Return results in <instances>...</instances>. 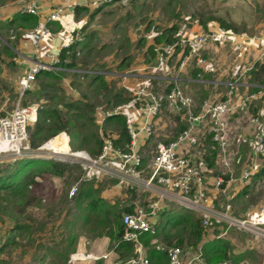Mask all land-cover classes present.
Here are the masks:
<instances>
[{
  "label": "rangeland",
  "instance_id": "374dc122",
  "mask_svg": "<svg viewBox=\"0 0 264 264\" xmlns=\"http://www.w3.org/2000/svg\"><path fill=\"white\" fill-rule=\"evenodd\" d=\"M16 1L0 0V9L5 8V6L11 7ZM107 5L110 4H105L103 7ZM112 5L106 10H99L100 12L92 17L93 11H91L86 15L87 19L81 27V23L75 20L74 6H72L59 17L57 21V24L60 25L59 28L53 25L57 31L62 30L61 32H69L79 28V36L76 41L81 43L76 49L80 52L76 56L78 63V69H76L78 71L76 72L78 73L70 71L65 75L64 81L59 84L65 91L64 94L61 93V88H58V86H56L59 89L58 91H55L57 89H51V87L42 90L38 87L37 82H33L30 89L32 94L26 93L22 98H19L18 81L15 80L19 70L13 62L9 61L11 58L7 56L4 48L15 47L16 43L20 42L17 41L18 34H22L28 29L21 28L17 33L0 31V121L10 119L16 109H28V112H33L31 109H38L42 100L49 102L55 94L60 97L66 95L68 100H72L73 95H76L78 99L85 98L105 114V112L114 110L112 104L114 92L122 90L126 92L125 95L130 100L134 97L133 93L122 88L121 77H119V74L131 69L135 70L132 75H145L146 80H148H145V92L164 90L168 87L167 84L163 83L164 81H157V79H150L149 81L147 77H160L161 75L168 77L171 74L175 76L176 70H178L179 58L171 57L167 59L165 72L157 71L155 69L156 65H152L145 73L137 71L144 62L146 66H150L153 62V57L147 52V49L150 46L154 48L160 46L159 43L155 42L156 37L163 33L167 34L169 28L176 27V31H172L170 34L172 39H177L194 28L195 34L200 33V30L205 32L208 27L220 28L218 20L225 21L235 31H229L231 35L225 44L219 45L216 43L212 45L217 50L219 57L210 61L207 56L208 48L203 50V55L207 62H211V67L214 70L213 72H207V76L211 81L203 83V85H206L203 90L194 91L192 89L187 93H190L189 96L191 95L194 99V111H198L197 106L204 100L218 102L230 97L232 103L236 101L240 103L241 99L246 101L253 94L250 92L253 89L249 86L250 81L259 85L255 89L257 93H260V98H256V101L246 102L243 109L237 108L234 114L228 117L229 147L227 161L231 172H226V166L220 161L215 163L213 169L212 176L221 177L223 180L225 176L231 177L234 180L231 183L233 187L238 185V182L235 181L239 178L241 172L253 167L254 162L260 167L264 159V157H254L252 155L255 132H251L249 125V118L258 115V111L261 107H264V84H260L264 81V71L261 72L259 69L260 66L264 65V0H131L127 5H119L115 2H112ZM195 20L199 21L200 28L195 26ZM41 23L39 22V24ZM67 36L66 33H60L61 40H64ZM13 37H16V40ZM46 50L48 49L43 50V57L46 55ZM237 57H239V60ZM46 59H48V56H46ZM232 60H235V63L231 72L226 63H231ZM193 69L190 66L189 70ZM253 72L260 75V78H256L257 81L253 78ZM100 73V76L108 85L107 88L101 89L98 84L89 85L91 76ZM116 73L118 75H114ZM72 81L76 82L71 87ZM198 85L193 86V83H191V87L194 88ZM178 87L182 90L180 85ZM96 114L95 119H97ZM161 114L163 115V127L158 129V133L155 132L150 144L147 146L148 148L144 151L143 168L155 156L156 145L167 141L178 127L177 118L172 116L173 114L168 112L166 108L162 110ZM182 115L185 118L188 117L186 111ZM29 117L28 120V116H25L24 132L21 136L22 141L19 151L17 153L11 151L0 152V175H2L1 173L6 174L13 171L16 164L23 159H52L67 164L68 169L62 178L52 176L39 178L37 184L31 185L28 192L22 197L10 199L4 192L0 193L1 264H94L95 261H102L103 263L102 257H88L77 253L79 244L89 247L91 242L105 237L99 220L101 215H98V217L77 206V194L85 181L83 178L86 172L81 159L68 155H55L40 150L47 142L65 132L44 141L36 149L30 148L29 136L32 133L35 121L33 122V113ZM80 124L85 129L90 126L86 122H80ZM99 127H102V125ZM68 128L73 129L71 126H68ZM210 132V125L207 123L202 131H199V134L201 133L204 138L210 135ZM89 133H86V135ZM99 133H101L102 139L113 135L109 130H106L104 135L103 130H100ZM67 138L69 146L70 139ZM70 152L77 151L70 148ZM78 152L86 153L85 150ZM149 175V170L145 169L140 179L147 181ZM108 178L93 181V185L95 188L102 190V196L108 195L105 199L108 205H111V202L116 203V211L120 207L132 205L133 203L146 208L149 203L159 199V188L163 187L154 183V190H150L145 188L143 182H141L138 188L130 189L124 186L119 188L112 181V178H110L111 180ZM74 186H77L78 190L74 196L70 197V191ZM244 186H249L247 196L239 201H234L235 197H233L230 201L237 217L254 208L264 207V178L255 182L251 177L249 184H244ZM104 191H106L105 194H103ZM205 196L207 202L213 208L220 209L222 207L223 194L205 193ZM8 201H10L9 204ZM161 202L166 203L173 211H181L182 208L191 210L187 206L170 200L163 199ZM158 210L162 213L167 208H158ZM193 212L196 217H199L198 213ZM148 222L153 225V218H148ZM16 224L26 225L27 230L24 233L16 232L13 235L14 245L7 244L5 240L6 231ZM204 232L206 237L216 233L220 237H226L225 239L231 242L234 254H246L245 261L247 262L243 261L241 264H259L263 258L264 239H262L263 243H260V239L255 238L253 235L241 233L237 230H230L224 235L220 229H209ZM158 241L160 242V239ZM258 243L262 245H257ZM160 246H163V244ZM181 248L188 256H194L197 253L195 249L184 245ZM115 259L113 256L111 262H115Z\"/></svg>",
  "mask_w": 264,
  "mask_h": 264
},
{
  "label": "built area",
  "instance_id": "2783aa9c",
  "mask_svg": "<svg viewBox=\"0 0 264 264\" xmlns=\"http://www.w3.org/2000/svg\"><path fill=\"white\" fill-rule=\"evenodd\" d=\"M130 1L107 0L106 3H98L92 8L94 10L101 9L103 5L112 4V2L119 5H127ZM65 3L72 6L74 5V0H65ZM20 9L23 13L36 16L43 22L30 30L24 31L20 35L19 41L37 48L43 41H58L60 39V30L54 31L51 25L58 21L65 7L49 13L44 19H41L42 15L38 6V0H22ZM194 24L200 28L198 20H195ZM194 29L193 33L179 36L172 43L153 47L156 70L164 67L167 59H170L176 53L180 55V70H184L188 65H193L197 68L202 67L207 62V59L203 55V50L216 43L219 45L225 44L231 35L230 30L222 28L214 29L208 27V30L205 32L200 30V33L196 34ZM78 36L79 30L69 33L66 40L60 42V47L53 49L52 53L49 54V62L40 60L38 56L34 58L33 65L26 72L21 73L17 79L19 98H22L26 94V91L32 88L38 73L42 71L62 70L58 67L60 64V53L63 49L75 44ZM13 39L16 40V37H13ZM78 55L79 53H76V56ZM259 95L260 93L252 94L246 101L241 99V102L238 104L232 103L230 97L218 102L204 100L200 105V114L192 116L193 98L186 95L179 87L166 88L157 92L139 91L134 93V97L128 103L119 105L113 110V114H121L125 118L126 127L131 137L129 152L123 153L114 149L111 137L103 138L101 152L95 158H91L88 154L81 152L83 154V157L80 158L81 163H83V168L86 171L83 179L85 181H101L102 178L109 177L108 179L112 178V181L117 186H124L130 189L134 187L138 188V185L143 182L145 188L154 190L155 183L160 187L163 186L159 188V199L180 203L198 213L204 231L220 229L224 235L230 230H237L241 233L251 234L258 239H264V207L254 208L244 215L237 217L230 203L231 199L226 195L225 186H222L224 181L221 177H217L213 187L218 193L224 195V200L220 209L213 208L207 202V197L205 196L207 192L205 176L210 170L203 160L202 154L201 157L194 159L188 154L178 151V148L183 144L188 145V148L200 149L205 137H200L199 131L193 122L206 120L211 129V140L216 147V163L220 161V163L226 166V172L230 173L227 161L229 147L228 117L235 109H243L246 106V102L255 100ZM132 107L136 108L143 121L138 131L134 129L133 121L128 111ZM165 107L171 113L179 115L186 111L188 114V126L177 136L175 141L168 144H157L155 156L143 168V154L136 149L135 144L138 132L144 134L147 140L150 139L153 135L151 129L152 120ZM36 109H31L33 112H28V109H16L10 119L0 121V129L4 124H11L14 118L18 116L22 122V136L26 120L25 116H28L29 120L30 114L33 113V122L36 121ZM249 125L255 132L252 155L254 157H264V116L260 114L251 116L249 118ZM252 166L250 169L243 170L239 176V180L247 183L246 185L249 184L250 178L259 169L255 162ZM145 169L149 170L150 174L147 181L140 179ZM228 179L227 183L234 181L231 177ZM77 190V186H74L70 191V197L74 196ZM157 211L158 201H155L149 203L146 208L135 205L131 213H124L122 215V241L131 243L134 246V254L117 264H149V259L139 238L142 234L155 235V228L148 222V218L155 217ZM158 248L167 253L168 264H215L206 263L201 258L200 250L197 251L196 255L188 256L180 246H159Z\"/></svg>",
  "mask_w": 264,
  "mask_h": 264
},
{
  "label": "trees",
  "instance_id": "16d2710c",
  "mask_svg": "<svg viewBox=\"0 0 264 264\" xmlns=\"http://www.w3.org/2000/svg\"><path fill=\"white\" fill-rule=\"evenodd\" d=\"M86 8L75 5L73 12L77 17ZM101 9L94 10L91 17L100 12ZM220 28L224 30H230L234 32V28L225 21L218 20ZM39 25V19L36 16L23 13L21 9L6 23H0V31L5 32H18L21 28H27L28 30ZM52 25L59 26L57 22ZM172 31H176V27H171L167 30V34L163 33L156 37L155 42L162 44L172 43L175 39H172L170 34ZM177 33V32H176ZM18 34L17 41L20 39ZM81 43L75 44L63 49L60 53V67L61 71H42L36 75L35 82L38 83V87L42 90L46 87L51 89L61 88V84L67 73L76 72L77 58L76 51ZM13 48V49H12ZM9 49L4 48L9 58L15 57V47ZM68 52V54H66ZM153 57V47L150 46L147 49ZM256 65V64H255ZM260 71H264V65L259 67ZM252 70V69H251ZM78 73V72H76ZM89 85L98 84L99 88H107V84L104 79L99 75L91 76ZM252 77V76H251ZM253 78H260L259 74H254ZM257 81V80H256ZM262 81V80H261ZM76 81H72L71 87ZM264 84V81L260 82ZM172 88L171 86L167 89ZM59 89L55 90L58 91ZM30 91V90H29ZM26 91L28 94H32L31 91ZM53 91V90H52ZM61 93L64 94V90L61 88ZM257 90L255 89L254 92ZM125 91L114 92L112 95L113 108L128 103L129 98L126 97ZM68 100L67 96L60 97L59 95H53L49 102L44 100L39 104L37 109V118L32 128V133L29 136V147L36 149L41 143L52 139L64 133L68 135L70 141L69 146L73 151L85 150L86 153L95 158L101 152L103 146V139L101 137L100 130H103V135L106 130L113 133L111 140L114 149H117L123 153L129 152V145L131 142L130 134L127 130L125 118L121 114H113V110L105 112L102 127H99L96 123L95 114L97 108L86 100L85 98H71ZM80 122H86L89 127L86 129ZM71 126L73 129L68 128ZM187 123H182L179 126V132L177 136L187 128ZM90 132L88 135L86 133ZM115 136V137H114ZM202 158L206 162L208 169L215 168L216 163V147L211 140V135L205 137L202 147ZM67 164L57 162L52 159H23L20 160L13 171L9 173H1L0 175V193L4 192L10 199H16L22 197L31 185H36L39 178L44 176H52L62 178L67 172ZM253 181L258 182L264 178V159L262 165L252 176ZM228 177H224V183L228 181ZM95 182V181H94ZM249 186H245L235 196L234 201H239L245 198L248 194ZM101 191L95 188L93 181H84L80 192L77 194V206L84 208L90 213L95 215H101L99 217L101 228L104 231L103 235L110 241V247L118 255V259L125 260L134 254V246L131 243L122 241L123 224L122 215L124 213H131L133 206H126L118 208L116 211V203L108 205L106 200L101 197ZM10 201H8L9 204ZM160 222L155 225V235L142 234L140 241L143 246L147 248V257L149 264H168L167 253L158 248L161 244L164 247L170 246H187L188 248L200 250L201 258L206 263L215 264H241L247 257L246 254H234L231 242L223 237H220L218 233L212 235L211 238H207L202 228L201 219L196 217L195 213L191 210L182 208L181 211H165L162 213ZM26 225H14L6 231V243L14 245L13 235L16 232H26ZM217 230V229H215ZM149 235V236H148ZM159 240L158 243H154V240ZM72 241V240H71ZM71 243V242H70ZM2 248H0V253ZM2 262L0 261V264ZM94 264H103L102 261H95Z\"/></svg>",
  "mask_w": 264,
  "mask_h": 264
},
{
  "label": "crops",
  "instance_id": "0c3cea01",
  "mask_svg": "<svg viewBox=\"0 0 264 264\" xmlns=\"http://www.w3.org/2000/svg\"><path fill=\"white\" fill-rule=\"evenodd\" d=\"M106 1L107 0H74V5H72V6L78 5L80 7L86 8L77 17L75 16L76 17L75 20L79 21V23H81L80 27L82 26L83 22L87 19L86 15L91 13V11L94 12V9L92 7H94L98 3H104V2L106 3ZM66 4L67 3H65V0H48V1L47 0H38V6H39V9H40V12H41V15H42L41 19H44L46 16H48L49 13H51L53 11L60 10L62 7H65L66 11L68 10V8L72 7V6L68 5V4L67 5ZM110 5L113 6L114 4L112 5L110 3ZM110 5L109 6L107 5V6L103 7V8H101V10L102 11L106 10L107 8L110 7ZM21 6H22V0H17L15 2V4L14 3L12 4L11 7L5 6V8H1L0 9V23L4 24L7 21H9L20 10ZM65 10H63V11H65ZM83 12L85 14H82ZM39 22H43V21L39 20ZM51 27H52V29H54V31L56 30L53 25H51ZM75 30H79V28H76V29H74L72 31H69V32H66V31L61 32L62 30H60V33H66L68 35L69 33L73 32ZM189 33H193V29L191 31H189L187 34H189ZM235 37L238 38L237 36H235ZM65 40H66V38L64 40H61V38H60L58 41L46 40L43 43V45L41 43L40 46L37 47V48H35V47H33V46H31V45H29L27 43L21 42V41L16 43V46H15V49H14L15 50V52H14L15 53V57H13L12 59H9V61L13 62L16 65L17 69L19 70V72L16 74V79L15 80L17 81L19 75L21 73L26 72L33 65L34 60H35L34 58L36 56H38L40 58V60H42V61L49 62V58L46 59V56H49V54L52 53L53 49L59 48L60 47V42H64ZM44 49H48V50H46L45 57H43L44 56V53H43ZM246 51H248V49H246ZM207 56L209 57L208 60L212 61L213 58L216 59L217 57H219V54H218L217 50L215 49V47H212V45H211L208 48ZM174 57L180 58V55L179 54H175L173 56V58ZM238 58L239 57H237V59ZM155 60H156L155 59V55L153 53V62L150 64V66H146L145 62H144V64H141L142 67L137 69V71H141L142 73H145V71L150 69L152 65H156V61ZM234 63H235V60H232L231 63H226V66L228 67L229 70H231V72L234 69L233 68ZM190 66L193 67L194 69L193 70H189ZM177 68H178V70H176V75L175 76H173L171 74L168 77L166 75H161L160 77L159 76H157V77L148 76L147 78L149 79V81H150V79H157V81H164L163 83L167 84L168 87L169 86L172 87L174 85H176L178 87V85H180L181 88H182V91L185 94H188L187 91H190L192 89L194 91L195 90L198 91L200 89L203 90V88H206V85H203V83H207V82L211 81L209 79V77L207 76V72H213L214 71L213 68L211 67V62H206L204 66L198 67V68L194 67L193 65H188L187 68H185L184 70H180L179 69V64H178ZM166 69H167V67L165 65L164 67H162L161 69H159L157 71L165 72ZM133 71H135V70L131 69V70L125 72V73L119 74V77H121L120 81H122V83H121L122 88H124L125 90H127L128 92L133 93V94L137 93L139 91H145V80H146L145 75L144 74L132 75ZM228 73H229V71H228ZM100 75H101V73H100ZM114 75H118V74L116 73ZM146 81H148V80H146ZM184 82H185V84H184ZM250 82L251 83H249V86L251 88H253L250 92L253 93V94L257 93V91L254 92V90H255V87H257L259 85L252 83V81H250ZM191 83H193V86L197 85V84H199V85L194 88V87H191ZM231 84H233V83H231ZM189 94H188V96H189ZM73 97L77 98L76 95H73ZM190 97H191V95H190ZM258 98H260V95L258 96ZM193 103H194V99H193ZM235 103L238 104L239 101H236ZM200 105H201V103L197 106L198 111H194V109L192 108L193 109L192 110L193 113L191 112L192 116H198L200 114ZM193 107L195 108V105H193ZM132 108H130L128 111H129V114H130V116L132 118V121H133V127H134V129L136 131H138L140 126L142 125L143 121H142L141 116L139 115V113L136 111V108L135 107H132ZM166 109L168 110V108H166ZM162 110H161V112H162ZM96 112H97V114H96V116H97L96 123H97V125L100 126L103 123V119L105 117V114L102 113L101 109H97ZM161 112L158 115H156L153 118V120H152L151 129H152L153 135L155 134V132L158 133L159 132L158 129H161L163 127V125H162V116L163 115L161 114ZM168 112H170V111L168 110ZM234 112L231 113V115H229V116H232L234 114ZM258 112H259L260 115L264 116V107H261V109ZM171 114H173L172 116H175L177 118V124L179 123L180 125L178 124V127L174 130V134L172 133L173 135L167 141H164L163 142L164 144H168V143H171V142L175 141V139H176L175 136L178 134L179 129H180L179 126H181L182 123H185V124L187 123V118L188 117L185 118L182 114L181 115L176 114V113L175 114L171 113ZM175 121H176V119H175ZM180 122H182V123H180ZM193 123L196 126V129L201 132L203 127H204V125L207 124L208 122L205 120V121H198V122L194 121ZM251 132H254V129L252 127H251ZM199 135H200V137H202L201 133ZM151 139H152V137L147 140V138H146V136L144 134L138 132V138H137V140L135 142L136 149L138 151H140L142 154H144V151H145L146 148H148L147 146L150 144ZM253 141L255 142V137L253 138ZM160 143H162V142H160ZM197 149L196 148H193V149L192 148H188V145L183 144V145H181L178 148V151L180 153H183V154H188L189 156H191L194 159H196L198 157H201V152L199 151V149L198 150ZM212 175H213V169L208 171V173L205 176V187H206V190H207L206 193L207 194H212V195H215V194L217 195L218 192L213 187L217 177H214ZM235 182L236 183L238 182V185H236L237 187L236 186L233 187V185L231 184L232 182H229V183H227L225 185L226 195L230 199H233V197H235L236 194L238 192H240L245 187L244 184H247V183L241 182L239 180V178ZM118 187L121 188V186H118ZM105 192L106 191H104L103 194H105ZM107 196L108 195H104V196H102V198L106 199ZM157 201H158V208H161V209H166L167 208L166 211H171L172 210V208H170L168 205H166V203L164 204V202H161V199H159ZM111 203L113 204V202H111ZM135 205L136 204L133 203L132 205H128V206H133V208H134ZM162 213H160V211L158 210L157 214H156V217H153V220H154L153 226H154V228H155V225L158 222H160V220L162 218L161 217ZM211 237L212 236H207V238H211ZM139 240H140V238H139ZM109 242H110L109 239L104 237L103 239L91 242L89 247H85L84 245L79 244L77 253H78V255H82L83 254L84 256H88V257H95V258H99V257L101 258L102 257V260H104L103 264H111V263L117 264V263L123 261V260L120 261L118 259V255L110 247V243ZM154 243H158V239L154 240ZM260 243H263L261 238H260ZM260 243H258L257 245H262ZM141 244H142V242H141ZM142 246H143V244H142ZM107 247H108V250H107ZM143 248L145 249V252H147V248L145 246H143ZM86 254H88V255H86ZM113 256H114V258H116L115 262H111V258ZM244 262H247V261L244 260ZM259 264H264V255H263L262 260H260Z\"/></svg>",
  "mask_w": 264,
  "mask_h": 264
},
{
  "label": "bare ground",
  "instance_id": "6f19581e",
  "mask_svg": "<svg viewBox=\"0 0 264 264\" xmlns=\"http://www.w3.org/2000/svg\"><path fill=\"white\" fill-rule=\"evenodd\" d=\"M21 119L16 116L11 124H4L0 129V152L17 153L21 146ZM65 134H60L55 139L47 142L40 150L48 151L55 155H68L75 158H82L80 152L71 153L68 146V138ZM27 147V146H26ZM24 148V147H23Z\"/></svg>",
  "mask_w": 264,
  "mask_h": 264
},
{
  "label": "water",
  "instance_id": "95a60500",
  "mask_svg": "<svg viewBox=\"0 0 264 264\" xmlns=\"http://www.w3.org/2000/svg\"><path fill=\"white\" fill-rule=\"evenodd\" d=\"M75 153V152H74Z\"/></svg>",
  "mask_w": 264,
  "mask_h": 264
}]
</instances>
